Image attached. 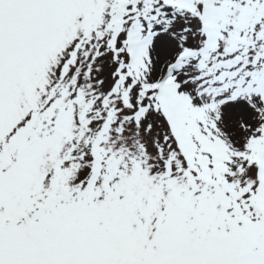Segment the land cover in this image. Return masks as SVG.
Returning <instances> with one entry per match:
<instances>
[{"label": "snow or ice", "instance_id": "1", "mask_svg": "<svg viewBox=\"0 0 264 264\" xmlns=\"http://www.w3.org/2000/svg\"><path fill=\"white\" fill-rule=\"evenodd\" d=\"M0 264H264V0H0Z\"/></svg>", "mask_w": 264, "mask_h": 264}]
</instances>
